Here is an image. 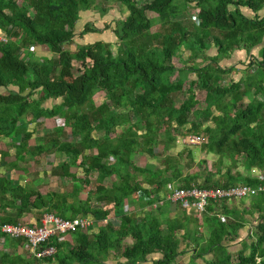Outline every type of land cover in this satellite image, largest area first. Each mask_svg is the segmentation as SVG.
Returning <instances> with one entry per match:
<instances>
[{
	"label": "trees",
	"instance_id": "trees-1",
	"mask_svg": "<svg viewBox=\"0 0 264 264\" xmlns=\"http://www.w3.org/2000/svg\"><path fill=\"white\" fill-rule=\"evenodd\" d=\"M114 8V42L66 47L82 11ZM262 12L264 0H0V223L44 213L95 221L71 239L51 237L45 245L57 251L44 258L0 233V264H264V192L210 202L200 216L154 208L173 188L264 185ZM100 30L87 22L81 33ZM44 47L49 56L34 52ZM238 51L252 58L240 80L222 64ZM190 136L203 142L184 143ZM3 168L36 176L14 184ZM242 230L247 241L233 255L228 243Z\"/></svg>",
	"mask_w": 264,
	"mask_h": 264
},
{
	"label": "built area",
	"instance_id": "built-area-1",
	"mask_svg": "<svg viewBox=\"0 0 264 264\" xmlns=\"http://www.w3.org/2000/svg\"><path fill=\"white\" fill-rule=\"evenodd\" d=\"M0 39L6 41L0 29ZM203 138L190 136L184 143L189 145H200ZM264 192V185L252 187L249 185L235 186L229 189H178L173 188L168 193L167 201L181 205L187 211L194 210L202 215L210 202H218L224 199L245 201L251 196ZM163 201L160 202V204ZM94 218L91 216L75 217L64 219L53 213H44L40 221L32 220L14 223H0V233L12 238H25L29 243L30 251L39 258L51 256L56 253L54 245H45L53 236L64 234L65 239L71 236L77 228L90 229L94 225Z\"/></svg>",
	"mask_w": 264,
	"mask_h": 264
},
{
	"label": "rangeland",
	"instance_id": "rangeland-1",
	"mask_svg": "<svg viewBox=\"0 0 264 264\" xmlns=\"http://www.w3.org/2000/svg\"><path fill=\"white\" fill-rule=\"evenodd\" d=\"M244 12L246 14H250L251 12L247 11L246 9H244ZM121 15V12L118 10V8H114V9H111L110 12L108 14H105V15H102L99 11L97 10H93V9H87V10H84L81 12V18L80 20L77 22L76 24V36H75V39L73 41V43L71 45H67L66 44V47L67 48H70V49H74V48H77V46L81 45V44H85V43H90V42H94V41H97V40H105V41H115L116 40V37L114 36V33L112 31V27L114 26V22H115V19L118 18L119 16ZM192 19L196 22H198V15H197V12L195 11V8L192 9ZM87 22H93L97 27H99L101 30L98 31V32H88V33H81L82 29L84 28L85 24ZM107 24H110L112 27L111 28H107L106 25ZM158 26H159V23H157L154 27H153V30H157L158 29ZM35 53L37 55H50V51L44 47V48H37V49H34ZM216 54V50H210L209 51V55H215ZM29 56H31V53H28ZM185 57L187 58L189 53L188 52H185ZM252 60V58H250V55L246 52V51H238L235 53L234 57L231 58V59H225L222 61V64L224 66H236L237 69L239 70L238 74L236 75L235 79H243L245 77V75H247V70H248V63H250ZM78 72V66L75 65V68H72L70 70V74L71 75H74V74H77ZM200 99H204L205 97L200 94L199 96ZM51 102H54V101H51V100H47L46 101V105H51L52 103ZM231 109V108H230ZM58 122L62 123L63 121L62 120H59ZM52 124L48 121V125L47 126H51ZM34 125L31 124V128H33ZM161 148V146H160ZM184 149H189L188 147L186 146H181L179 145L177 147V149L175 150V152H181L183 151ZM53 157L54 155H49V156H46L45 158L42 159V164H41V167L43 169H46V170H49L50 169V166H51V163L52 160H53ZM202 157L199 156L198 160L201 159ZM208 161H209V166H211L212 162L216 159V156H213V155H208ZM138 164H140L141 166H144L146 164V160H145V157L144 156H141L138 158L137 160ZM26 162H21L20 164L21 165H24ZM196 164V162H192V168L193 166ZM29 166L33 165V161L31 160L29 163H28ZM38 165V164H37ZM39 170V168L37 167H33L31 169V172L35 173V169ZM73 171H76V168H73L72 169ZM22 173H24V171H22ZM50 174V173H49ZM14 175V173H13ZM43 175L42 173L40 174V176ZM82 171L79 170L78 171V176H82ZM15 176V175H14ZM36 175L35 174H27L25 175L24 174V180H22V182L24 181L23 184H26V183H32V179H34ZM94 176V175H93ZM115 177H108L106 178V182L107 183H111L112 181H114ZM19 182H21V180H15L14 183L15 184H18ZM43 182V181H42ZM50 184H49V189L50 190H55V191H60L61 190V186L59 185L58 181H57V177L55 176H50L49 178V181H48ZM80 180H76L74 181V184H79ZM36 185V183H35ZM85 186V190H83L80 194V197H84L85 196V191L88 189V186L84 185ZM72 189V185H69L68 187H65L63 188L62 190H65V191H70ZM169 194H166L165 195V199H163V203H159L160 205H154V208H157V206H163L165 204H167L166 206L163 207V209L165 211H167V209H169V211H171V204H169V201H167V196ZM99 205H101V203H98ZM175 206V205H174ZM172 212L170 213V215L173 217V218H176L177 216V212L178 213H183V212H186V209L182 208L180 205H177V208L176 207H173L172 208ZM194 210H192L191 212L193 213ZM138 213L140 214L141 213V210L139 212V209H138ZM188 214V213H187ZM191 214V213H190ZM92 217V216H91ZM114 213L112 212L109 216V220H114ZM32 220H36L35 217L33 216H27L25 218H23V222L24 221H32ZM249 230V229H248ZM250 232V230L248 231ZM73 235V234H72ZM67 236L69 239H71L73 236ZM244 236L245 238L248 236L247 235V232H244ZM230 247H231V250H232V253L233 255H236V250H239V248H242L240 247L239 243L236 241V243H231L230 244ZM155 257H159V255H155ZM180 264H186L188 263V259L185 258V259H182L180 261H178ZM113 263H115L113 261ZM197 264H205L202 260H197L196 261Z\"/></svg>",
	"mask_w": 264,
	"mask_h": 264
},
{
	"label": "crops",
	"instance_id": "crops-1",
	"mask_svg": "<svg viewBox=\"0 0 264 264\" xmlns=\"http://www.w3.org/2000/svg\"><path fill=\"white\" fill-rule=\"evenodd\" d=\"M247 11H249L248 9H246ZM249 12H251V11H249ZM251 14H252V12H251ZM262 15H264V12H262ZM52 103V102H51ZM2 172L5 174V176H7V177H12V178H14V181L17 179V180H21V182H19V183H24V181L22 182V180H24V173H21V175L19 176V177H16V176H14L13 175V171H8V170H6L5 168H3L2 169ZM15 184V183H14ZM169 193V192H168ZM167 193V194H168ZM174 206H172L171 207V211L170 212H172V208H173ZM139 212H140V209H139ZM188 213H190L191 211H187ZM193 212H195V211H193ZM249 229H251V227H248ZM247 229V228H246ZM245 230V229H244ZM244 230H242L241 232H240V238L237 240V242L239 243V245H240V247H242V243H244V242H246L247 241V237L245 238V236H244ZM248 235V234H247ZM231 243H234V242H229L228 243V245H229V249H230V251L232 252V250H231V247H230V244ZM235 243H236V241H235ZM2 245L0 244V251H1V247ZM241 248H239V250H240ZM239 250H236V252L237 251H239Z\"/></svg>",
	"mask_w": 264,
	"mask_h": 264
}]
</instances>
